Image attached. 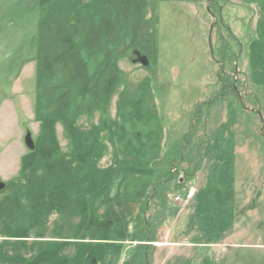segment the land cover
Listing matches in <instances>:
<instances>
[{
	"label": "rangeland",
	"instance_id": "1",
	"mask_svg": "<svg viewBox=\"0 0 264 264\" xmlns=\"http://www.w3.org/2000/svg\"><path fill=\"white\" fill-rule=\"evenodd\" d=\"M0 182V264H264V0H0Z\"/></svg>",
	"mask_w": 264,
	"mask_h": 264
},
{
	"label": "water",
	"instance_id": "2",
	"mask_svg": "<svg viewBox=\"0 0 264 264\" xmlns=\"http://www.w3.org/2000/svg\"><path fill=\"white\" fill-rule=\"evenodd\" d=\"M136 55H137V60L145 65L149 64V59L146 55H141V53L139 51H135ZM26 143L29 147H32L33 148V141H32V138H31V134L29 133L27 136H26ZM6 186L5 183L3 182H0V189H3L4 187Z\"/></svg>",
	"mask_w": 264,
	"mask_h": 264
},
{
	"label": "trees",
	"instance_id": "3",
	"mask_svg": "<svg viewBox=\"0 0 264 264\" xmlns=\"http://www.w3.org/2000/svg\"><path fill=\"white\" fill-rule=\"evenodd\" d=\"M109 64H112V62H110ZM113 79H116V80L119 79L120 80V78L117 77V75L115 77H113ZM150 240L151 239H149L147 241H150ZM138 248L141 249V252L136 251L133 254L132 258L130 260L126 261L125 264H137V261H139L140 259L144 258L147 255V253H146L144 256H142L143 252L145 253V249L147 248V245L141 244Z\"/></svg>",
	"mask_w": 264,
	"mask_h": 264
}]
</instances>
